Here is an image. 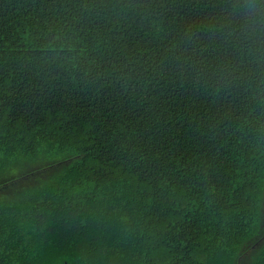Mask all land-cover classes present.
Returning <instances> with one entry per match:
<instances>
[{"label": "trees", "instance_id": "obj_1", "mask_svg": "<svg viewBox=\"0 0 264 264\" xmlns=\"http://www.w3.org/2000/svg\"><path fill=\"white\" fill-rule=\"evenodd\" d=\"M0 264H264V0H0Z\"/></svg>", "mask_w": 264, "mask_h": 264}, {"label": "clouds", "instance_id": "obj_2", "mask_svg": "<svg viewBox=\"0 0 264 264\" xmlns=\"http://www.w3.org/2000/svg\"><path fill=\"white\" fill-rule=\"evenodd\" d=\"M249 10V6L248 5H245V11H248ZM252 19L256 22H259V16H255V17H252ZM250 27H252L253 25L250 24L249 25Z\"/></svg>", "mask_w": 264, "mask_h": 264}]
</instances>
